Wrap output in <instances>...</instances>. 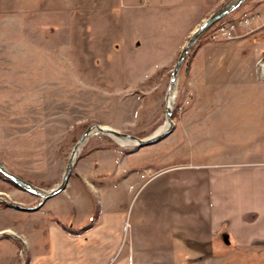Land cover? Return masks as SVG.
Returning a JSON list of instances; mask_svg holds the SVG:
<instances>
[{"label": "rangeland", "instance_id": "374dc122", "mask_svg": "<svg viewBox=\"0 0 264 264\" xmlns=\"http://www.w3.org/2000/svg\"><path fill=\"white\" fill-rule=\"evenodd\" d=\"M225 1L211 4L197 26ZM244 12L250 16L248 24L238 22ZM6 15L0 14V160L6 169L47 191L61 181L71 148L90 123L139 137L167 125L165 93L171 70L197 26L183 38L178 50L171 52L166 50L169 41L163 40L167 36L142 34L146 27L139 22L150 14H139L137 24L132 17L127 27L118 29L105 26L98 16L47 14L29 27L21 14ZM229 19L237 21L233 37L227 39L216 27ZM216 23L198 38L178 70L169 133L137 146L113 135L91 132L81 144L80 169L87 170L88 156L108 159L96 168L111 174L99 179L101 187L118 181L129 169L137 176L147 169L148 176V172L155 175L156 169L169 165L197 162L200 150L213 152L221 147L223 133L228 135V143L233 137L240 147L246 145L245 149L264 156V75L260 74L264 0H244ZM144 38H151L148 45L142 42ZM157 39L161 52L151 48ZM241 69L243 76L239 77ZM227 126L237 132L224 130ZM249 132L254 135L245 139ZM80 180L73 169L65 188L80 187ZM114 187L120 190L125 185L115 183ZM67 197L64 193L50 196L33 209L40 196L0 173V227L23 214L7 209L8 202L29 205L34 210L31 220L70 222V217L63 220L56 212V208L71 206ZM2 233L0 239L7 240ZM2 249L7 248L0 246V255L5 256ZM256 251L263 254L258 256ZM25 254L22 249L18 254L22 262ZM10 260L9 256L7 262ZM237 260L239 264H264V245L246 253L238 251Z\"/></svg>", "mask_w": 264, "mask_h": 264}, {"label": "crops", "instance_id": "0c3cea01", "mask_svg": "<svg viewBox=\"0 0 264 264\" xmlns=\"http://www.w3.org/2000/svg\"><path fill=\"white\" fill-rule=\"evenodd\" d=\"M220 1L0 0V14L22 15L29 27L47 14L98 16L105 26L116 29L127 27L132 17L137 24L139 14H150L139 22L146 27L142 34L167 36L166 50L175 52L210 12L211 4ZM150 40L142 42L148 45ZM158 43L155 40L151 48L161 52ZM238 76H243L242 69ZM227 127L224 130L237 132ZM223 134L221 147L200 150L199 161L156 169L149 180L141 177L147 169L139 176L129 169L118 181L101 187L99 179L111 174L96 168L108 159L86 157L87 170L80 169L77 160L73 169L82 180L80 187L69 186L55 194L68 196L71 206L56 212L63 220L70 217V222L31 220L34 210L29 205L9 204L7 209L23 214L0 227L9 239H0V246L7 248L2 252L12 258L9 263L0 255V264H239L238 251L264 245V156L245 149L246 145L240 147L233 137L228 143V135ZM253 135L249 132L245 139ZM115 183L125 187L116 190ZM21 249L26 253L24 262L18 255Z\"/></svg>", "mask_w": 264, "mask_h": 264}, {"label": "water", "instance_id": "95a60500", "mask_svg": "<svg viewBox=\"0 0 264 264\" xmlns=\"http://www.w3.org/2000/svg\"><path fill=\"white\" fill-rule=\"evenodd\" d=\"M243 1L244 0H226L221 5H219L209 16H207L193 30V32L187 38L185 44L183 45V47L181 48V50L177 56V59L174 63V66L171 70V74L169 77V82H168L167 90L165 93V121H166L167 125L165 126V128L163 130L157 131V132H155V133H153L147 137H139L137 135L127 133V132H122V131H119L115 128L107 127V126L101 125V124L96 123V122L90 123L83 130V132L80 134L78 139L73 144L71 151L69 153L67 162H66V166H65L61 181L59 182V184L57 186H55V187H53L47 191L42 190L41 188H39V187L33 185L32 183H30L29 181L25 180L24 178L14 174L11 171H9L8 169H6V167L1 162V160H0V172L5 177H7L11 181H13L15 184H17L19 187L40 196L39 203L36 204L35 206H32V208L34 209V208H37L38 206H40V204L45 199H47L50 196L57 194L58 192H60L62 189L65 188V186L68 182V179L70 177V174H71V172H72V170L76 164V161L78 159V149L81 146V144L86 140V138L88 137V135L91 132H96V133L98 132V133H102V134L113 135V136L120 138V139H126L129 141H132L137 146L150 144V143L155 142V141L161 139L162 137H164L167 133H169L172 130V126H173L172 113H173V100H174L173 90H174V86H175V83L177 80L178 70L181 67L184 60L186 59L187 54L189 53V51L191 50V48L193 47L195 42L198 40V38L207 29H209L213 24H215L217 21H219L224 16H226L228 13L233 11L235 8H237ZM8 203L13 205V206H16V207L25 208L17 202H8ZM27 208H29V207H27Z\"/></svg>", "mask_w": 264, "mask_h": 264}, {"label": "built area", "instance_id": "2783aa9c", "mask_svg": "<svg viewBox=\"0 0 264 264\" xmlns=\"http://www.w3.org/2000/svg\"><path fill=\"white\" fill-rule=\"evenodd\" d=\"M249 18L250 16L247 13H243L240 18L238 19L241 24H248L249 23ZM237 20L234 19H229V20H225L223 22H221L217 27H216V31L220 34H222L225 38L229 39L233 37L232 32L235 30V23ZM258 62H262L260 60H258ZM262 66V71L260 72L261 75H264V62L260 64ZM153 175H149L148 179H150ZM141 177H146L145 174H141Z\"/></svg>", "mask_w": 264, "mask_h": 264}, {"label": "trees", "instance_id": "16d2710c", "mask_svg": "<svg viewBox=\"0 0 264 264\" xmlns=\"http://www.w3.org/2000/svg\"><path fill=\"white\" fill-rule=\"evenodd\" d=\"M234 10H235V9H234ZM234 10H233V11H234ZM216 24H217V23H216ZM216 24H214L211 28H209V29H208L207 31H205V32H208L210 29H213V28L215 27ZM205 32H204V33H205ZM186 69H188V68H186ZM0 173H1V172H0ZM1 174H2V173H1ZM9 180H10V179H9ZM10 182L13 183V184H15V183H14L13 181H11V180H10ZM64 228H65L66 230H68V231H76V230H78V229H71V228H68V227H65V226H64Z\"/></svg>", "mask_w": 264, "mask_h": 264}, {"label": "bare ground", "instance_id": "6f19581e", "mask_svg": "<svg viewBox=\"0 0 264 264\" xmlns=\"http://www.w3.org/2000/svg\"><path fill=\"white\" fill-rule=\"evenodd\" d=\"M171 102V101H170ZM165 128V127H164ZM163 127H161L158 131H161V130H163L164 129ZM124 142V141H123ZM127 142V141H126ZM130 143H132V144H135L134 142H132V141H129Z\"/></svg>", "mask_w": 264, "mask_h": 264}]
</instances>
